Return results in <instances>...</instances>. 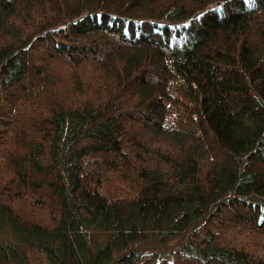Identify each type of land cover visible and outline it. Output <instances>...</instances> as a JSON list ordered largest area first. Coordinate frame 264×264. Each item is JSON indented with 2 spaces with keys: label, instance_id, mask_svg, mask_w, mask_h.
Instances as JSON below:
<instances>
[{
  "label": "trees",
  "instance_id": "1",
  "mask_svg": "<svg viewBox=\"0 0 264 264\" xmlns=\"http://www.w3.org/2000/svg\"><path fill=\"white\" fill-rule=\"evenodd\" d=\"M0 264H264V0H0Z\"/></svg>",
  "mask_w": 264,
  "mask_h": 264
}]
</instances>
